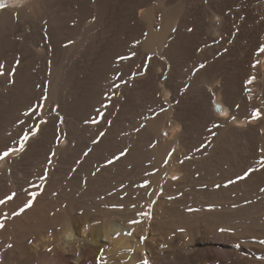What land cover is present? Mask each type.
I'll return each instance as SVG.
<instances>
[{
    "label": "bare ground",
    "instance_id": "obj_1",
    "mask_svg": "<svg viewBox=\"0 0 264 264\" xmlns=\"http://www.w3.org/2000/svg\"><path fill=\"white\" fill-rule=\"evenodd\" d=\"M116 1L117 0H115V2ZM126 1H123V4L126 3ZM149 1L150 2H143V0H139L131 2L130 0L126 3V6L120 4V6H117L118 4L116 5L119 7L118 9L115 8L120 12V15L125 17L122 18L123 20L126 18L129 20H138L139 18L140 20L138 21L142 25L145 24L147 27V31H145L147 33L144 34V30V33L142 32L145 37L142 36L143 34L139 31L144 28L145 25L141 28V24H138L140 29L136 26V29H139V32H137L142 35L136 36V33L129 34L132 36L129 37V40H126L125 38L128 36L122 38L119 32L120 36L118 37H115L112 31L111 35L113 34L114 37L111 38L110 36V28L115 29L116 27L114 28L112 25L116 26V24L110 25L111 19L109 12H111L110 9L113 10L114 8L112 9L110 7L109 3L111 2L107 0H95V3L92 4L93 6L90 4L91 0H0V4H2V6H0V65L4 66L3 71L5 73V75L0 76V155H3L5 151L10 153L8 157L0 160V198H6L4 200L6 202L0 205V219H4V214H7V219L4 220L5 227L3 230H0V262H2V264H53V259H56L60 264H72L62 252H59L60 249L65 250L66 248L75 253L74 259L77 264H142V261L145 259L149 261V264H223L224 262L220 263L219 259L225 261L227 264L228 262L232 264H252L248 259L244 258V254L247 247L251 244V240L254 238L264 239V219H261L260 222L256 220H254L255 222H251V220L256 218L254 213L258 210V206L254 200L250 202V199H252L250 192L253 194L254 190H256L258 181L251 178L249 181L240 180L239 183L236 181V187L233 186V189L238 187V192L234 191L235 189L230 191L231 193L233 191L237 193L234 198L236 207L234 208L233 206L235 210H231L232 206L227 210L228 207L226 204H228V201H232L231 199H225L224 195H218L212 190H201V192H195L193 196H195V198H202L209 204L219 203V205L226 210L219 212L218 210L212 209L214 211L205 213V218L197 220L193 219L195 214L188 215L184 212H176L174 207L167 217V219L171 221L163 223L164 225L178 227L183 237L176 242L173 241L169 243V252L162 253L159 257L157 255L153 256L154 254L151 249L147 247L146 241H144L143 238L140 240L139 238L137 239L138 232L141 228L138 224L131 223V221L136 218L133 216V208H131L130 203L133 197H135V200L138 202L140 186L147 183L148 187L146 189L149 191L147 197L153 200L160 189H164L171 185L167 184L172 182L170 179L168 181V177H170L171 173L177 176L179 172L183 173V170L187 168L189 170L190 167L188 164L183 165L180 169H176L175 165H170L169 161L172 157L167 159L176 154L180 155L179 152L186 149L183 143H181L183 146L181 145L178 150L177 146L179 144L178 139L180 140L178 134L181 133L179 128H182V119L185 116L183 114L187 113H175L172 115L174 108L169 100V95L171 94V90L168 86L169 82L165 83L163 81L162 89L158 87V83L161 81V78L163 79V77L167 75L169 81L176 79L179 82L183 80L184 84L188 76L187 74H189V72L191 73L190 70L189 72L186 71V75L182 72V70L184 71L183 68L188 65L187 62V65H184L185 59L187 58H185V56L187 50L195 44H192V40H189L192 44L191 46L189 42L181 38L185 37L179 33V30L184 28V24H182L183 27H181L178 21L181 12H179L180 10H172L171 7L175 9L173 5L168 8L169 5L174 3V0H172L170 4L169 0V2L167 1L168 4L162 2V7L160 6L158 10H155L150 4L151 0ZM209 6L208 8H210ZM179 7L176 9H179ZM261 7L263 11L259 16L260 21H256L259 15V11H257L258 9L256 10V8H254V10L255 12L257 11V18L252 17L253 19L250 21V26H257L259 30L261 28L264 29V5H261ZM261 7L258 6L257 8L261 10ZM250 9L252 10V8ZM215 10L219 9L216 8ZM118 11L117 14H119ZM156 11L159 14L158 17H160L158 23L156 21ZM211 12L212 15L210 14L209 16L211 21L208 17L209 14H206L208 18L204 16L211 22L208 24L209 26H207L209 32H211V34L213 33L212 35H224L223 32L226 33V28L229 26L227 23L229 19L224 16V13V15L219 14L218 16L220 18L216 21L214 17H216L218 13ZM221 13H223V11ZM120 15L118 17L119 19L121 17ZM118 18L117 20H119ZM119 21L123 22L122 20ZM124 22L123 26L126 24V22ZM157 24L159 25L158 28L156 27ZM130 25H132L131 22ZM117 27L119 28V26ZM248 27H245L246 32H249L247 31ZM134 28L132 27V29ZM251 28L252 27H250V29ZM124 31L126 30L123 29L122 33H124ZM134 31L135 30H131L130 33ZM124 34L128 35V32ZM248 35L246 36L248 37ZM261 35L262 34H260V39L263 40L262 42H258L259 44L257 47L264 46V38H262L263 36ZM189 44L191 47L189 46L188 49ZM192 51L193 50H191V52ZM145 52L151 55L156 54L159 57L170 60L173 65L171 73L169 74L167 72L166 74L165 68H162V73L159 72L161 75L156 72V69L160 67L155 65V60H145L146 63L144 62V65L143 60L145 59ZM122 57H125V59H121ZM188 59L187 61L189 62L190 58L188 57ZM17 60H19V65L16 64ZM256 61H259V59L257 58ZM172 65L170 64V66ZM12 69L15 70L14 75L9 74ZM210 69L211 67L201 69L195 75L192 74V77H189L192 79L191 82L202 84V89L204 88L203 86H205L206 89H204L203 93L207 92L208 86H212L218 81V79H213V77L211 79L210 76H208L210 74L209 71H211ZM257 72H259V70ZM128 74L132 75V80L130 79V75L128 76L132 82L133 79L143 76L144 79L140 80V83L139 81L135 83L136 85L132 89H138L140 84L150 90L149 97L151 99L152 106L150 109H152V115H149L152 116L151 118H153V108H155L154 105H156L157 96H159L162 104H164L162 97L164 96L167 98L168 108L164 110V115L168 120H170V118H175L170 121L169 125V130L172 129L170 134L173 138L161 143V140L158 141V139L161 138L159 131H161V127L166 128V124L165 126L160 124L158 116H156V118L154 116V119L150 118L147 121L146 125L148 127L146 134L149 139L150 147L146 155L148 164L145 167L144 155H142L139 145V137H141V135L137 134L138 125L141 122L138 121V117L142 116L143 113L140 115L139 105L134 103L136 99L132 100L129 96L131 101H128V99L125 101L128 103L122 106L120 112H118L120 113L118 116H120L121 121L125 124L132 121L137 129H132L131 136L126 137L127 141L125 146L130 145L131 150L129 154L127 153L126 160L121 161L122 163L119 165L122 166L123 162L126 164L124 168L126 174H123V181L120 176L111 177L107 181H104L102 178L95 176L96 174L93 175L92 173V175H90V173H84L81 180H83V185L86 187V193H82L83 196L77 194L79 197H75L74 199L71 198L72 200L64 196L63 198H67L65 202L68 203H62L63 206L56 207V203L59 202V200L54 199L53 196L56 198L58 187L65 184L67 180H75L73 184L78 183L77 178H65V173L61 170L64 167L69 170L75 158H80V152L85 150L86 141L83 140V138L87 134H92V129L94 128H90L92 132L89 130V133L87 130L88 128H86L89 126H86L85 123H91L94 120L91 117L92 112L104 110L106 108L103 107L105 105L101 104V98L106 93H112L114 91V87L112 86L114 81L118 79L117 77L122 75L125 78ZM128 77L126 76V78ZM79 79L83 80L79 81ZM237 79H240V77ZM174 84L176 85L177 83ZM245 85L246 84L243 86ZM259 86H261V89H264L262 87L264 86V75L263 81L260 84L256 86L247 84V86L243 88L245 89L244 93H246L250 99L249 101H251L250 97L255 94L254 89ZM213 87L214 90L212 91L215 92L217 102L213 103V105L211 104L212 109L216 107V105L225 104V102L228 103V101H235V103L239 101V105L241 104L242 108L246 107L247 104L245 105L246 101L244 98H241V101L244 100L245 102L239 100V93L243 91L241 89L242 87H237L238 89L234 87V89L231 90V92L228 91V93L224 90L223 92L225 93L221 92L220 89H218L221 87L217 86V88L216 85ZM215 87L217 89H215ZM115 88H117V85ZM143 89L144 88L141 90ZM239 89L242 91L238 92ZM141 90H139L140 94ZM115 91L113 93H116ZM135 91L138 92L137 90ZM161 91H163V93ZM197 91L198 90L195 92ZM209 94L208 92V95ZM129 95L132 96L131 93ZM196 95H198V93ZM260 97L262 99L264 96ZM137 100L139 102V99ZM198 100L201 102L200 99ZM36 103L40 105L39 119L34 125L32 124L33 127L31 129H27L28 115L35 109V107H31ZM147 104L149 103L147 102ZM203 104L205 103L203 102ZM198 106L199 105L196 107ZM205 106L206 104L204 107ZM201 107L203 108V106ZM188 108L190 107L188 106ZM30 109L32 111H30ZM156 110H158V108ZM191 110H193V108L190 109V112ZM181 111H183V109H181ZM147 112L149 113V111ZM157 112L155 111L154 114L157 115ZM199 112L202 111L199 110ZM147 115L148 114H146V116ZM149 115L147 119L150 117ZM143 116L145 117V115ZM115 118H117V116H115ZM242 119L243 118L240 119L231 116L229 120L230 126L233 128L238 127V125L245 122V120ZM114 121L115 120H113V122ZM200 121L203 122V119ZM189 124H192V121ZM198 124L195 125L198 126ZM200 124L203 123L200 122ZM259 127L264 126L261 125ZM134 130H136L137 133ZM120 132L122 131L117 128L109 130L108 135L101 141L96 152L93 154L98 155L101 148L102 150L111 151L112 149L110 150V148L115 147L119 143L122 148L125 147L121 144ZM25 135H27L29 139L24 141V151L20 152L19 148ZM154 141V145L151 146V143ZM249 145H251V143H249ZM191 146H193L192 148L196 147L195 145ZM247 148L246 146L244 149L246 150ZM13 149H16V151L13 152ZM53 152H55V156L52 155ZM216 152L212 153L210 151L209 156L211 153L215 155ZM219 154L218 156L222 153ZM214 155L210 156L211 159L208 157L209 159H204L202 161V163L205 164L203 165L204 168L206 164L213 165L216 158L218 162L223 159L222 155V159L221 156L219 158L215 155V158H213L215 161L211 162L212 156L214 157ZM225 159L224 161L226 162L227 159ZM231 160L233 159L231 158ZM209 162H211V164H209ZM229 163L227 162L226 164L228 165ZM27 165L36 168L32 177H30L31 181L33 180V184H31V186L28 185L27 190L30 187L32 188V185L36 184V188L31 190L37 193V197L32 208L26 209L20 215H15L14 213L19 212V209L30 199L29 194L31 190L29 194L26 192V186H24L26 179L25 176L21 177L22 171H25L23 167ZM230 165L232 166L231 163ZM230 165L228 169H230ZM40 166H43V169L40 168ZM197 166L199 165L197 164ZM211 167L212 166H210V168ZM215 167L214 171L211 168V172H214V176L218 175L216 172L218 173V169L220 168L218 166V169ZM146 168H148V170ZM196 169L198 170V167ZM201 169L202 168H200V173ZM41 170H43L42 174L40 172ZM226 170L227 169H225V173L228 172V170ZM121 171L123 172V170ZM144 173H146L145 178ZM185 173H187V170L184 172V175ZM220 173L218 176L222 177V173ZM45 175L47 179L43 181V187H41V177ZM202 175L205 177L204 174ZM215 179L217 178L215 177L210 183L213 182L212 184H215ZM212 184H210V186ZM119 186L123 188H119ZM258 188L259 187H257V189ZM150 189L152 192L149 195ZM241 190L243 191L242 195L239 194ZM9 191L11 192L10 194H12V192L16 194L15 200H7V196L10 195ZM224 192L227 193L228 191ZM51 195L53 196L51 197ZM263 197L261 196V198ZM120 205L123 206L122 210L118 207ZM220 207L218 208L220 209ZM79 210L82 211V214H80L81 216H76L75 214H77L76 212ZM81 211H79V213H81ZM250 212L251 214L253 213L252 215H254L255 218L251 217L252 215H250ZM258 215L259 214H257V219ZM250 218L253 219L250 220ZM221 228L226 229V231L221 232ZM128 232H131L132 235L129 236L125 234ZM256 241L258 242V239H255V241L253 240V243ZM8 244H12L13 247L8 248ZM237 244L239 247H236ZM43 249H46V251L44 252ZM48 249L52 250L48 251ZM262 254H264V251ZM262 254L261 256H263V258L258 260L259 262H256V260L254 262L255 264H264V255ZM252 255L254 254L252 253ZM255 258L256 257H254V259Z\"/></svg>",
    "mask_w": 264,
    "mask_h": 264
},
{
    "label": "rangeland",
    "instance_id": "obj_2",
    "mask_svg": "<svg viewBox=\"0 0 264 264\" xmlns=\"http://www.w3.org/2000/svg\"><path fill=\"white\" fill-rule=\"evenodd\" d=\"M107 1L111 2V3H109L110 7L112 9L114 8L113 10L110 9L111 12H109V16L111 19V20L109 19L110 25L116 24V26L112 25L114 28L116 27L115 28L116 30L110 28L111 38H113L114 35H115V37H118L121 35L122 38H125L126 36H128L125 39L129 40V37L132 36L129 34H135L136 33L135 35L138 36V35H142L145 31H147L146 25L145 24L142 25L138 21V20H140L139 18H138V20H136V19L135 20H131V19L129 20L128 18L123 20L122 18H125V17H122L123 15L121 16L120 12L117 10L119 8L117 6H120V5L126 6V3L129 2L130 0L129 1L128 0L127 1L126 0H120V1L117 0L118 2L117 1L115 2V0H107ZM123 1L124 2L126 1V3L123 4ZM135 1H139V0H133V1L131 0V2H135ZM140 1H142V0H140ZM146 1L150 2L149 0H143V2H146ZM153 1H155V2H153ZM167 1L168 0H151L150 4H151V6H153V8L155 10H158V8H160V6L162 7V2H165V4H168ZM169 1H168L169 4L172 3V0H169ZM210 2H211V5H210ZM94 3H95V0H91L90 4L92 5ZM172 5L175 6L174 7L175 9H173V7H171L172 10H180L179 12H181L180 16L178 18L179 19L178 21L181 24L180 26L181 27L184 26V28L180 27L181 29L179 28L180 29L179 33H180V35L182 34V36L186 37V38L185 37H181V38L183 40L189 42V43L192 40L193 42L191 41V43L195 44V45H193V47H191L192 46L191 43H190L191 46H190V44L188 45V49L190 46L191 47L190 49L193 51L191 52L190 49L187 50V53L185 56V58L186 57L187 58L185 59L184 65L186 64V62L188 65L186 64L187 68L184 67L183 68L184 71L182 70L183 74H185V75L187 74V72H189V70L191 71V73L189 72V74H187L188 79L186 78V81H184V84H183V80L179 81L182 83H179L178 80H176V79L173 81L171 80L172 82L177 83L176 85L174 83H172L171 81H169V78L167 77V75H165V77H163V79L161 78V81H159L158 87L160 89H162V87H163L162 82L163 81L165 83L169 82L168 86H169V89L171 90V94L169 95V100L171 101V105L174 108V112L172 115H174L175 113H182V114H183V112L187 113V114H183L185 116L182 119L183 120L182 128H179L181 133L178 134L180 140L178 139L179 144L177 146V150H178V148L182 145L181 143H183V145L186 146V149L179 152L180 155L176 154L177 156L176 155L170 156L167 159L172 157L169 162H170V165H175L176 169L177 168L180 169L183 165H188V164L190 165V167H189V170H188V168L186 169L188 174L185 173V175H184V172H186V170H183V173L179 172L177 174L176 177H179V179L174 180L172 177H174L176 174L174 175V173H171L170 177H168V181L170 179L172 182L167 183L168 185L169 184H171V185H169V187L167 186L164 189H160V191L157 192V194L155 195L153 200H150L147 197L149 191L145 187L140 186L138 202L135 200V197H133L131 200V203H130L131 208H133V210H132L133 216L136 218L135 220L141 222V223H137L141 228L138 232L137 239L139 238V240H140L143 238L144 241H146V243H147V247L149 249H151V251L153 252V254H154L153 256L157 255L158 257L161 256L162 253L169 252L168 247H169L170 242H173V241L176 242L183 237V235L179 231L178 227H176V226L172 227V226L164 225V223H163L166 221L167 222L171 221L170 219H167V217L169 215V212L174 207H175L174 210H176V212H184L188 215L195 214L193 219H197V220L205 218L204 217L205 213L210 212V211H214L212 209L218 210L219 212L226 210L224 207L222 208V206L219 205V203L218 204H216V203L209 204L207 201H204L202 198H195V196H193L195 192H201V190H203V191L212 190L218 195H220V194L224 195L225 199H231L232 201H228L227 202L228 204H226V206L228 207L227 210H229L231 206H232L231 210H235V209H233V206H234V208L236 207L234 204V200H235L234 198H235L237 193L234 191H237L238 187L234 188L235 189L234 190L233 186H235L237 183H239L240 180H237V178L239 176L244 175L249 169H252V168H255L258 170L255 172H252L251 175H249L244 180L249 181L250 178L255 179V181H258V186L257 185L256 186L259 188L257 189V187H256V190H254L253 194H252V192H250L252 195L251 196L252 199H250L251 201L250 200L249 201L253 202V200H254V202L258 206V210L257 211L254 210V211H256L255 212L256 214L254 213L256 218L254 215H252L253 213L251 214V212H250V215H252L251 217L255 218V219L250 218V220L253 219V220H251V222H255L254 220H256L257 222L258 221L260 222L261 219H264V217H263V215H264V204H263L264 203V197H263L264 191H261V189H264V169H262L260 164H259V160L261 159L260 149L264 148L263 147L264 146V127H259L261 125L264 126V122H263L264 121V97H263L264 96V89H261V86L256 87L254 89L255 94L252 97H250L251 101H249L250 99L247 96V94L244 93L245 89H243L245 86H247V84L251 85V86L252 85L256 86L257 84H260L263 81L264 54H261L259 52L260 47H257V46L259 44L258 42H260V41L262 42V40H263V39H260L261 38L260 34H262L261 36H263L262 38H264V29L261 28L259 30V28L257 26L253 27L254 26L253 24H252L253 26H250L251 25L250 21L253 18H257L256 17L257 11H259V13H258L259 15H258V19H256V21H260L259 16H260V13H262V11H263V8L261 7V5H264V0H262V1L261 0H257V1H255V0H210V1L207 0V2H206V0H174V3L169 5L168 8H170V6H172ZM248 5H249V7H248ZM92 6H91V8H92ZM148 6H150V5H148ZM177 6L179 7V9H176V8H178ZM208 6L210 8H208ZM211 6L213 7L214 10L212 9ZM258 6L261 7V10H260V8H257ZM89 8H90V5H89ZM146 8H147V6H146ZM216 8L219 10H215ZM250 8H252V10ZM254 8H256V10L257 9L258 10L255 12ZM209 9H212V10L207 11ZM224 9H226V10H224ZM221 10L223 11V13H221L222 12ZM117 11L119 14H117ZM211 11H213L216 14L218 13L217 16L214 17V20H216V21L219 20V18H220L218 15L219 14L224 15V13H225L224 16H226L227 19H229L228 20L229 22H227L229 24V26L226 28V31H225L226 33L223 32L224 35H219V36L215 35V34L212 35L213 33L211 34V32H209V29L207 26H209L208 24L211 23L210 22L211 18L209 17L210 14L212 15ZM235 12H236V14H235ZM214 13H213V15H214ZM94 14H96V13H94ZM206 14H209L208 17H209L210 21L207 19L208 17ZM119 15L121 16L120 19L118 18ZM155 15L158 17L159 14L157 13V11H156ZM237 15H240V16H237ZM204 16H206L207 18ZM157 17H156V19H157L156 21L158 23L160 20L159 19L160 17H158V18ZM249 17H250V19H249ZM117 18L119 20H122L123 22L125 21L126 24H124V26H123V22L117 20ZM231 18H233V19H231ZM247 19H248V21H247ZM116 20H117V22H116ZM130 22L133 26L130 25ZM142 23H144V22H142ZM235 23H236V25H235ZM245 23H246V25H245ZM138 24H141L140 25L141 28L144 27V25H145V27L140 29ZM182 24H184V25L182 26ZM248 24H249V27H248ZM155 25H156V23H155ZM117 26H119V28ZM127 26H129L132 31L133 30H135V31L130 33L131 30ZM134 26H135V28H134ZM136 26L139 27L140 30L139 29L138 30L141 33L143 32V30H144V32L142 34L138 33L139 31L136 29L137 28ZM246 26L248 27L247 31H249V32H246V28H245ZM123 27H125V28H123ZM132 27L134 29H132ZM156 27L158 28L159 25L157 24ZM206 27H207V29H206ZM235 27H236V30H235ZM250 27H252L253 29L252 28L250 29ZM123 29L126 30V31H124V33L128 32V35L122 33ZM189 29H191V31H189ZM111 31H112V33H114V35L113 34L111 35ZM252 31H254V32H252ZM118 32L121 34L119 35ZM250 32H251V34H250ZM259 32H261V33H259ZM146 33L147 32H145L144 34H146ZM144 34L142 36L145 37ZM135 35H133V36H135ZM246 35H248V37ZM222 36H223V38H222ZM191 55L193 58L191 57ZM144 56H145L144 57L145 59L143 60L144 65H145L146 61H148V60H151V61L155 60L156 61L155 65L160 67L159 69H156V72L162 73L163 72L162 68H165L166 74H167V72L169 74L171 73V71L173 69V65H172L170 60H167L164 57H159L156 54L151 55V54H148L146 52H145ZM188 57L190 58L189 62L187 61ZM257 58L259 59L258 64L256 61ZM182 63H183V61H182ZM170 64L172 66H170ZM202 64L204 65L203 68L200 67ZM210 67H211V69H210L211 71H209L210 74L208 76H210L211 79H212V77H213V79L214 78L218 79V81H216L217 83L215 82L212 86L207 87V92L205 90V92L207 93L206 94V93H203L204 89H206L205 86H203L204 88L202 89L201 88L202 84L195 83L193 81H192L193 82L192 83L191 82L192 79H190L189 77H192V74L195 75L201 69H207ZM258 70H259V72H257ZM161 73H159V74L161 75ZM237 73H238V75H237ZM129 75H130V79L132 80L131 74H128L126 76L128 77ZM126 76H125V78H126ZM238 76L240 77V79H237V78H239ZM120 77H117L118 79H116V81H114V84L112 86V87H114V89H113L114 91L117 90V91H115L116 93H113L114 91L112 92L113 94L112 93H106L101 98V104L105 105L103 107L104 108L106 107V108L105 109L103 108L104 110H99V111L96 110V111L91 113V117L93 119H95L97 122L96 123H93V122H91V123L86 122L85 123L86 126H89V127H86V128H88L87 129L88 132H89V130L91 131L90 128L94 127L92 129L94 133L91 131L92 134L89 132L90 134H87L86 136H84L83 140L86 141L85 142L86 148H85V150L80 152L81 153V154H79L80 158H78V157L75 158V160L72 162L73 164H72V166H70L69 170L66 167H64L61 170L65 173L64 174L65 178H77L78 183L73 184V182H75V180H69V181L67 180L65 184H62L61 186L58 187L56 194L59 196L56 195V198H55V196L51 195V197L53 196L54 199L59 200V202L56 203V205H57L56 207H60V206H63V204L68 203V202H65V199H67V198H63L64 196L68 197V199H71V198L74 199L75 197L78 198L79 196H83L84 192L86 193V187H84L83 180H81L84 173H90V175H92V173H96L95 176L102 178L104 181H107L111 177L120 176V178H122V181H123L124 175L126 174L124 172L125 171L124 168H125L126 164L123 162L122 166H119V165L122 163L121 161L126 160V156L129 154V151L131 150L130 145L125 146L126 141H127L126 137L131 136L132 129H137V127L134 126L132 121L128 122L126 124L123 123L120 119V116H118V115H120V113H118V112H120V109L126 103L125 101L127 99H128V101H131L130 98L132 100L136 99V101L134 100L135 101L134 103H137L139 105L140 115H142V113H143V115H145V117L143 115L138 117V121H141L140 124L138 125V127H139L137 129L138 133L136 132V130H134V131L137 134L141 135V137H139V139H140L139 145L141 147V153H142V155H144L145 167L148 164L146 155L149 151L150 145H149V139H148L147 134H146L147 133V127H148L146 124H147V121L152 117V116H150V115H152V109H150L152 105H151V101H150L151 99L149 97L150 90L146 89L144 86H141L140 84H139L138 89H136V88L132 89L135 87V85H136L135 83H137L138 81L140 83V80L144 79L143 76L140 78H137V79H133V82L129 79V77L126 79L123 76L121 78ZM252 78H254V81L252 84H249L248 80L252 79ZM261 79H262V81H261ZM80 80L82 81L83 79H79V81ZM117 80H118V82H117ZM190 83H192V84H190ZM194 84H196V85H194ZM244 84H246V85L243 86ZM114 85L115 86L118 85L117 88H115ZM215 85H216V87L217 86L221 87V88L217 87L218 89H220L221 92H223V90H224L226 93H228V91L231 92V90H233L234 87L236 89L237 87L241 88L243 86L241 88L243 91L241 89L238 90V92L242 91V92H240L242 94L239 93V98H240L239 100L241 101L244 98V100L247 102L246 103L243 100L245 102V105L247 104L246 107L242 108L241 104L239 105V101L236 103H235V101H232V102L228 101V103L225 102V104L219 105L220 110L217 109L218 107H214L212 109L211 104L213 105V103L217 102L215 92L212 91V90H214L213 86H215ZM196 86H199V87H196ZM216 87H215V89H217ZM262 87L264 88V86H262ZM140 88L141 89L144 88V89L141 90ZM129 89H130V91H129ZM200 89H201V91H200ZM135 90H137L138 92H136ZM139 90H141L140 91L141 94L139 93ZM196 90L200 91L201 93L198 91L195 92ZM257 90H259V91H257ZM161 92L163 93V91H161ZM208 92L210 93L209 94L210 98H209ZM225 92H223V93H225ZM130 93L132 94V96L135 95V96H133L134 98L131 95H129ZM133 93H135V94H133ZM197 93H198V95H196ZM204 94H206V95H204ZM141 95H142V97H141ZM129 96H130V98H129ZM206 96H207V98H206ZM260 96H262L263 98L261 99ZM139 97H141L142 99ZM162 98H163L164 104L161 103L159 96H157V102H156V105H154L155 108H153V112L154 113H155V111L156 112L158 111V112H157V115L153 113V118H151V119H154V116H155V118H156V116H158L159 120H160V124H162L163 126H165V124H166V128L161 127V131H159L161 138H159L158 141L161 140L160 141L161 143L169 140L170 138H173V136H171V134H170L172 129L169 130V127H170L169 125H170V121L175 119V118L174 119L170 118V120H168L165 118L164 110H166L168 108V104H167V100H166L167 98L164 96ZM137 99H139V102ZM195 99H196V101H195ZM198 99H200L201 102H199ZM145 100H146V102H145ZM243 101H241V102H243ZM147 102L149 104H147ZM203 102L206 104L205 107H204L205 104H203ZM36 104H38V105H36ZM36 104L32 105V107H31V108L35 107V109L33 111L30 109V111H32V112L29 113L30 116L28 115L27 129H31L33 127V125L35 124V122H37L39 119V107H40V105H39V103H36ZM197 105H199L200 107L199 106L196 107ZM188 106L190 108H188ZM201 106H203V108ZM191 107L193 108V110L195 108V110L194 111L191 110V112H190V109H192ZM157 108H158V110H156ZM181 109H183V111H181ZM184 109H185V111H184ZM221 109L223 111H221ZM199 110L202 112H199ZM257 110H259L261 112V114H262L261 118H256L253 116V113ZM147 111H149V113ZM100 113H103L102 117H101ZM146 114H148V115L150 114L149 115L150 117H148V119H147L148 115L146 116ZM242 114H244V115H242ZM115 116H117V118H115ZM231 116H235L236 118H240V119L243 118L242 120H245V122L238 125V127L233 128L232 126H230V121H229ZM245 117L246 118L248 117V118L246 119ZM113 118H115V119H113ZM139 119H141V120H139ZM193 119L195 120V122ZM201 119H203V122L200 121ZM113 120H115V121L113 122ZM191 121H192L193 125L189 124V123H191ZM109 122H111V123H109ZM200 122L203 124H200ZM195 124H198V126ZM117 125H118V127H117ZM214 125H219V127H214ZM196 127H198V128H196ZM114 128L120 129V131H122V132H120L121 144L125 147L122 148V146L119 143L115 147H111L110 148V150L112 149L111 151H107L105 149H103V150H105V151H103L101 148L102 152L99 151L98 155H94L93 153L96 152L98 145L108 135V131L113 130ZM197 131H198V133H197ZM100 133H104V135L101 136ZM79 140H80V138H79ZM94 140H97L99 142L93 143ZM118 142H119V139H118ZM154 143H155V141L153 143H151V146L154 145ZM249 143H251V145H249ZM191 145H195L196 147L194 146L195 148H192L193 146H191ZM246 146L248 147L247 148L248 150L244 149V148H246ZM58 148H59V146H58ZM88 149H91V152L87 156H85L84 153L87 152ZM117 149H119L120 151ZM210 151L212 153L217 151L215 153V155H217V156L221 152L222 154L221 153L220 154L223 156V159H222V156L220 154L219 155L221 156L222 160L221 159L220 160L223 163L221 161H219L220 162L219 163L217 161V158H216V161H217V163H216V161L213 160V158H215V155L211 153V155H214V157L212 156L211 162L212 161H215V162H213L214 164L212 163L213 165H207L206 164V166H205L206 169H205L203 166L205 164L202 163V161L204 159H209V158L211 159V157H210L211 155L209 156ZM105 152H107V153H105ZM121 152L126 153V155L121 156V158L119 160H115V157L120 155ZM103 156H105V157H103ZM220 156H218V157L220 158ZM231 158L233 160H231ZM109 159H113L114 162L112 164H108L107 161ZM224 159L226 160V162L224 161ZM181 161H183V162L181 163ZM211 162H209V164H211ZM227 162L228 163L230 162L232 164V166L230 165V163L227 165L226 164ZM218 163L221 165H219ZM197 164L199 166H197ZM222 164H225V165H222ZM215 165H216V167H215ZM229 165H230V167H229L230 169H228ZM210 166H212L211 168L213 169V171H214V167L217 169H218V167H220L218 169V173L216 172V174L219 175V173L222 171L221 172L222 174L221 173L220 174L222 175V177L224 176L223 179L221 176H218V175L214 176V172H211L212 169L210 168ZM127 167H128V165H127ZM197 167H198V170L196 169ZM24 168H25V171L24 172L22 171L21 177L25 176L27 184L25 183L24 186H26V192H28V194H29L31 189L33 190L34 188H36V184H34L35 186L32 185V188L30 187V188H28L29 191L27 190V186L28 185L31 186V184H33V182H32L33 180L31 181L30 177H32V174L36 168H34L31 165L30 166H28V165L24 166L23 169ZM40 168L43 169V166L42 167L40 166ZM200 168H202L201 173H200ZM146 169L148 170V168H146ZM146 169H145V171H146ZM225 169L228 170V172H226L227 174L225 173ZM121 170H123V172ZM223 170H224V172H223ZM30 171H31V173H30ZM40 172L42 174L43 170H41ZM126 172L128 174L127 170H126ZM120 173H122V174H120ZM210 173H212V174H210ZM202 174H204L205 177ZM208 174H210V175H208ZM67 176H69V177H67ZM145 176H146V173H144V178H145ZM186 176H187V179H186ZM199 176H201V177H199ZM208 176H209V178H208ZM215 177L217 178V179H215L216 180V182H214L215 184H212L213 182L210 183V181L213 180ZM188 179H190V180H188ZM184 180H185V182H184ZM230 180L235 181V182L229 184ZM244 180H241V181H244ZM133 181H134V179H133ZM236 181H238V182L236 183ZM210 184H212V185L210 186ZM218 184L220 185L219 188L216 187V185H218ZM122 186L124 187L123 184H122ZM60 187H62V188H60ZM123 187L119 186V188H123ZM62 189H63V191H62ZM67 189H69V190H67ZM32 190H31V192H32ZM232 190H234V191L231 193L230 191H232ZM224 191H228V192L226 193ZM151 192H152V190L150 189V194H151ZM10 193L11 192L9 191V194ZM28 194H27V197H28ZM63 194H65V195H63ZM227 194H229V195H227ZM239 194L242 195L243 191L241 190V192H239ZM225 195H226V197H225ZM227 196H228V198H227ZM261 196L263 198H261ZM15 197H16V195H15ZM0 199L5 200L6 198H4V199L0 198ZM128 199H129V197H128ZM13 200H15V199H13ZM133 205H135V207H133ZM208 206H209V208H208ZM218 207H220L221 210ZM208 209H210V210H208ZM79 211H81V210H79ZM79 211L76 212L78 214V215L75 214L76 216H81L80 214H82V211H81V213H79ZM140 212H144L145 215H143V216L139 215ZM202 213H204V214H202ZM199 214L202 216H200ZM257 214H259L258 219H257ZM197 217H199V218H197ZM255 239L256 240L258 239V241H259L262 238H254L253 240L255 241ZM253 240H251V244L249 245V247H247L245 254H244V256H245L244 258L248 259L250 261V263L255 264L254 262L256 260H257L256 262H259L258 260H261L263 258V256H261V254L264 251V248H263L264 245L259 244L257 241L256 242L258 244L256 242L253 243ZM68 250L69 249H67V248L65 250L60 249L59 252L60 253L62 252V254L66 258H68L72 264H77L76 260L74 259L75 253L73 251H70V250L68 251ZM43 251L45 252L46 249H43ZM252 253L254 255H252ZM257 253L258 254L261 253V254H259L261 257ZM255 254H256V256H255ZM262 255H264V254H262ZM254 257H256L257 259L256 258L254 259ZM258 257H260V258H258ZM219 261H220V263L224 262L223 264H227L225 261H222L220 259H219ZM52 263L53 264H60L58 261H56V259H53ZM228 264H232V263L228 262Z\"/></svg>",
    "mask_w": 264,
    "mask_h": 264
},
{
    "label": "snow or ice",
    "instance_id": "obj_3",
    "mask_svg": "<svg viewBox=\"0 0 264 264\" xmlns=\"http://www.w3.org/2000/svg\"><path fill=\"white\" fill-rule=\"evenodd\" d=\"M0 6H2V4H0ZM189 31H191V29H189ZM259 52H260L261 54H264V46H261V47L259 48ZM121 59H125V57H122ZM258 63H259V61H257V64H258ZM16 64L19 65V60L16 61ZM3 67H4L3 65H0V76L5 75V73H4V71H3ZM200 67L203 68L204 65L202 64ZM9 74H10V75H14V74H15V70H14V69L10 70V73H9ZM253 81H254V78L249 79V80H248V83H249V84H252ZM117 86H118V85H117ZM98 111H99V110H98ZM221 111H223V110L221 109ZM100 115H101V117H102V116H103V113H100ZM261 115H262V114H261V112H260L259 110L255 111V112L253 113V116L256 117V118H261ZM92 122H93V123H96L97 121L94 119ZM109 123H111V122H109ZM214 127H219V125H214ZM34 134H35V133H34ZM100 135L103 136L104 133H100ZM28 139H29V137H28L27 135H25L24 138H23V141L21 142V146H20V148H19V151H20V152H23V151H24V141H27ZM98 142H99V141H97V140H94V141H93V143H98ZM12 151L15 152L16 149H13ZM90 152H91V149H88V151L85 152L84 155L87 156ZM260 154H261V159L259 160V164H260L261 168L264 169V148H261V149H260ZM9 155H10V153H9L8 151H5V152L3 153V155H0V160L5 159V158L8 157ZM52 155L55 156V152H53ZM123 155H126V153L121 152L120 155H118V156L115 157V160H119V159L121 158V156H123ZM113 162H114L113 159H109V160L107 161L108 164H112ZM182 162H183V161H181V163H182ZM257 170H258V169H255V168L249 169L244 175L239 176V177L237 178V180H244V179H246L249 175H251L252 172H255V171H257ZM95 174H96V173H93V175H95ZM172 178H173L174 180H175V179H179V177H176V176H174V177H172ZM41 179H42V185H41V187H43V181H46L47 176H46V175H45V176H42ZM234 182H235V181H231V180H230V181H229V184L234 183ZM147 186H148L147 183H145L144 185H141V187H145V188H147ZM226 186H227V185H226ZM216 187L219 188L220 185L218 184V185H216ZM261 191H264V189H261ZM15 195H16L15 193H12L11 195H9V196L7 197V200H8V201L13 200V199L15 198ZM29 195H30V199H28L27 202H26V203H25V204L19 209V212L14 213L15 215H20V214H22L26 209H30V208L33 207L34 202H35L36 197H37V193H36V192H31ZM149 195H150V193H149ZM5 202H6V201H4V200H0V204H3V203H5ZM114 207H117V206H114ZM118 207H119L121 210H122V208H123L122 205H120V206H118ZM133 207H135V205H133ZM139 215H142V216H143V215H145V213H144V212H140ZM5 219H7V214H4V219H0V230H3L4 227H5V223H4V220H5ZM131 223H132V224H137V223H141V222H140V221H137V220H135V219H133V220L131 221ZM220 231H221V232H224V231H226V229L221 228ZM125 234H126V235H129V236L132 235L131 232H128V233H125ZM258 243L264 245V239L259 240ZM7 246H8V248H12V247H13L12 244H8ZM236 247H239V245L237 244ZM51 250H52V249H48V251H51ZM0 264H2V262H0ZM142 264H149V261H148L147 259H145V260L142 261Z\"/></svg>",
    "mask_w": 264,
    "mask_h": 264
},
{
    "label": "water",
    "instance_id": "obj_4",
    "mask_svg": "<svg viewBox=\"0 0 264 264\" xmlns=\"http://www.w3.org/2000/svg\"><path fill=\"white\" fill-rule=\"evenodd\" d=\"M216 107H218L217 109L220 110V106L219 105H216Z\"/></svg>",
    "mask_w": 264,
    "mask_h": 264
}]
</instances>
